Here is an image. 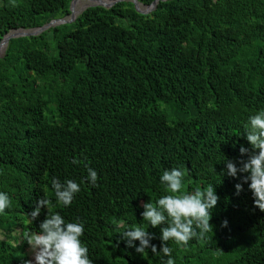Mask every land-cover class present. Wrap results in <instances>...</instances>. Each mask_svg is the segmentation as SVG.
Masks as SVG:
<instances>
[{
    "label": "trees",
    "instance_id": "1",
    "mask_svg": "<svg viewBox=\"0 0 264 264\" xmlns=\"http://www.w3.org/2000/svg\"><path fill=\"white\" fill-rule=\"evenodd\" d=\"M70 1L0 0V40L67 16ZM262 108L264 0H163L144 14L120 0L10 38L0 55V191L11 200L0 215V264L33 260L21 237L45 217L42 207L29 222L38 197L66 222L84 223L92 264H161L150 249L135 252L138 240L127 247L121 232L144 225L142 204L167 194L159 176L176 167L184 191L213 186L218 196L206 238L164 242L176 264H264V211L247 173L221 174L224 158L240 167L254 151L244 125ZM85 165L97 172L95 187ZM53 177L81 185L70 206L55 205ZM159 227L146 228L157 252Z\"/></svg>",
    "mask_w": 264,
    "mask_h": 264
},
{
    "label": "clouds",
    "instance_id": "2",
    "mask_svg": "<svg viewBox=\"0 0 264 264\" xmlns=\"http://www.w3.org/2000/svg\"><path fill=\"white\" fill-rule=\"evenodd\" d=\"M10 2L14 6V0ZM243 136L254 151L248 155L246 161L241 162L240 167L224 158L226 172L222 169L221 174L235 178L238 172L247 173L242 179L248 182V188L254 197L253 204L264 211V108L248 116ZM238 151L243 156L249 150L240 146ZM71 163L79 164L80 161L73 158ZM85 167L87 175L84 179L95 187L98 179L97 172L87 165ZM184 176L185 172L180 167L163 171L159 176V183L167 194L161 195L154 203L147 201L142 204L143 211L140 215L145 222L144 225H133L127 231L121 232V238L124 239L127 247H133V241L138 240V246L134 247L136 253L143 255L146 249H150L151 252L160 255L161 264H176L172 249L164 242L171 240L178 248H184L192 238H206V234L212 231L209 219L218 200L214 187L209 186L206 190L188 193L182 187ZM82 183L84 181H81ZM50 185L54 193L55 205L61 208L71 205L81 187L74 179L61 182L56 177L50 180ZM234 188V194L239 195L242 184L237 183ZM10 207L9 194L0 191V215H4L5 210ZM42 207L46 209V212L43 221L38 225L39 231L26 230L22 233L21 239L29 246L33 254V260L26 261V264H92L88 247L81 240L84 234V223L79 218H76L75 222H66L59 212L51 211L52 201L41 197L36 199L35 206L27 214L30 217V223L38 217ZM149 226L153 228L160 226L159 252L155 244H150L153 235L146 231ZM227 226V219L221 221L222 228ZM2 238L3 234L0 233V239ZM12 246L17 247V243L13 242Z\"/></svg>",
    "mask_w": 264,
    "mask_h": 264
},
{
    "label": "water",
    "instance_id": "3",
    "mask_svg": "<svg viewBox=\"0 0 264 264\" xmlns=\"http://www.w3.org/2000/svg\"><path fill=\"white\" fill-rule=\"evenodd\" d=\"M75 1L76 0L70 1L68 17L52 19L40 27L27 28V29L18 28V29L9 30L6 34L3 35V37L0 40V54L3 53V51L5 50V47H6L8 40L10 38L37 35L40 32H42L44 29H47L50 26L61 24V23H70L71 21H73L77 15V13L74 14V12H73V4ZM92 1L94 3L93 5H100V6L108 8V7L112 6L115 2L120 1V0H92ZM131 1L134 4L135 10L138 13L144 14V13H147L150 10H152L159 1H163V0H153L149 5H144L137 0H131ZM85 8H83V9H85ZM83 9H81L80 11H82Z\"/></svg>",
    "mask_w": 264,
    "mask_h": 264
},
{
    "label": "rangeland",
    "instance_id": "4",
    "mask_svg": "<svg viewBox=\"0 0 264 264\" xmlns=\"http://www.w3.org/2000/svg\"><path fill=\"white\" fill-rule=\"evenodd\" d=\"M94 3H92V4H90V5H88V6H86V7H91V6H96V5H93ZM77 7H79L78 6V4H77V1L75 2V4H74V6H73V12H74V9L75 8H77ZM78 9V8H77ZM81 10V9H80ZM79 10V11H80ZM78 11V10H77ZM79 11L77 12V15H78V13H79ZM76 15V16H77ZM65 17H68V15L67 16H65ZM75 19V18H74ZM2 54V53H1ZM0 54V55H1ZM162 108H164L163 107V105H162ZM166 113H167V115H168V118H173V117H176L177 115H176V113L173 111V110H170V109H168V110H166Z\"/></svg>",
    "mask_w": 264,
    "mask_h": 264
},
{
    "label": "bare ground",
    "instance_id": "5",
    "mask_svg": "<svg viewBox=\"0 0 264 264\" xmlns=\"http://www.w3.org/2000/svg\"><path fill=\"white\" fill-rule=\"evenodd\" d=\"M76 1H77L78 6H79V7H77V8H78V11H79L80 9H82L83 7H85V6L90 5V4L93 3L92 0H76ZM76 1H75V2H76ZM75 2H74V4H75ZM74 4H73V6H74ZM78 11H77V12H78ZM77 12H75L74 14H76Z\"/></svg>",
    "mask_w": 264,
    "mask_h": 264
}]
</instances>
